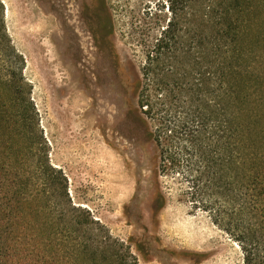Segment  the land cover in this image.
<instances>
[{"label":"trees","instance_id":"1","mask_svg":"<svg viewBox=\"0 0 264 264\" xmlns=\"http://www.w3.org/2000/svg\"><path fill=\"white\" fill-rule=\"evenodd\" d=\"M4 11L0 0V122L18 151L19 231L39 242L46 264H138L73 204L51 163ZM128 37L139 76L132 129L156 148L159 180L181 179L195 206L242 243L245 264H264V0L159 1L134 17Z\"/></svg>","mask_w":264,"mask_h":264},{"label":"rangeland","instance_id":"2","mask_svg":"<svg viewBox=\"0 0 264 264\" xmlns=\"http://www.w3.org/2000/svg\"><path fill=\"white\" fill-rule=\"evenodd\" d=\"M1 1L50 161L65 172L73 204L124 242L138 264H245L242 243L195 206L186 183L159 180L156 148L132 129L139 76L128 35L144 7L164 0ZM0 123V264H46L39 242L17 226L18 151Z\"/></svg>","mask_w":264,"mask_h":264}]
</instances>
